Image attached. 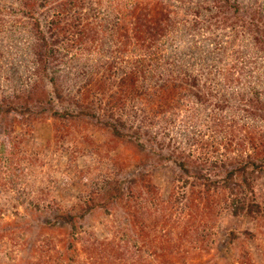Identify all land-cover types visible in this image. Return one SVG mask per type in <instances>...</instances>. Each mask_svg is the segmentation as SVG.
Listing matches in <instances>:
<instances>
[{"label":"rangeland","instance_id":"374dc122","mask_svg":"<svg viewBox=\"0 0 264 264\" xmlns=\"http://www.w3.org/2000/svg\"><path fill=\"white\" fill-rule=\"evenodd\" d=\"M94 1L100 4L95 20L102 25L128 19L136 0ZM12 4L0 0V93L7 96L26 90L27 76L33 71L19 23L23 19L19 8ZM8 6L16 13L9 11ZM103 36L109 43L103 51L97 47L89 53L84 46L67 45L66 41L58 45L61 59L54 76L61 83L66 100L60 103L54 99L47 80L53 106L42 119L30 126L16 124L10 138L0 119V264H125L107 256L113 252L108 248L119 245L125 248L127 257H133L130 264H264V176L253 184L254 199L261 212L251 218L233 215L229 190L221 184L235 160H244L250 154L247 139L238 138L245 140L247 150L234 144L226 152L221 146L225 136L220 127H203L201 120L189 118L195 103L180 110L182 118L174 125H165L162 119L155 118V126L149 131L151 138L143 134L140 143L113 138L97 125L99 121H110L105 115L110 93H103L114 90L116 73L145 53L131 44L126 54H120L113 35L107 30ZM248 56L252 59H246V55L244 63H251L247 65L251 71L242 77L240 87L247 92L258 87L262 100L264 60L252 51ZM110 63L114 73L105 79L104 88L96 89V82L106 76ZM204 69L194 65L187 70L202 81L206 75L212 79L206 71L203 75ZM14 76H18L16 81ZM238 86L234 81L228 88ZM84 94L85 106L93 104V112L90 107L86 111L94 118L84 116L61 127L51 112L79 111L67 99ZM214 101L207 109L218 117ZM233 112L226 115L232 117ZM115 113L123 121L130 116L120 105ZM231 124L227 119L223 127ZM257 126L258 132L264 131V121ZM124 133L129 136V131ZM246 134L244 131L242 135ZM180 149L206 164L205 174L210 182L221 184L214 197L218 206L206 205L204 187L193 178H180V170L165 159L171 151ZM116 182L123 196L108 207L98 205L85 214L82 226L72 237L62 220L54 228L44 229L54 215H79L86 211L84 202H104L109 185ZM132 222H138L134 229ZM230 232L236 238L228 242ZM72 239L75 251L67 247ZM88 240L107 249L103 253L107 259L97 260V251Z\"/></svg>","mask_w":264,"mask_h":264},{"label":"trees","instance_id":"16d2710c","mask_svg":"<svg viewBox=\"0 0 264 264\" xmlns=\"http://www.w3.org/2000/svg\"><path fill=\"white\" fill-rule=\"evenodd\" d=\"M8 1L19 8L18 13L23 19L19 23L26 39L25 50L33 63V71L27 76L29 84L26 90H20L12 97L0 93V119L5 122L9 138L16 124L30 126L52 110L53 100L47 90V80L54 99L60 103L66 100L63 87L54 76V69L61 59L58 45L66 41L67 45L84 46L89 53L97 47L103 51L109 45L103 36L108 30L118 43L120 54H126L132 44L145 55L116 73L114 90L103 93H110L105 104V115L110 121H99L97 125L113 138L140 143L143 134L151 138L149 131L155 126V118L162 119L165 125H174L181 117L180 110L186 104L195 103L189 111V118L192 116L201 120L203 127H220L221 134L225 136L221 146L226 152L234 144L241 150H247L245 140L239 141L238 138L247 139L250 154L244 160H235L221 184L229 190L234 216L251 218L255 216L253 214H260L261 208L254 199L252 189L254 182L264 176V131H257V124L264 121V99L259 98L258 87L247 92L246 88L240 87V82L251 71L247 67L251 63H244L246 55V59H252L248 56L250 51L261 55L260 59L264 60V0H136L128 19L106 21L102 25L95 20L100 4L94 0ZM8 9L12 12L15 10L12 6H8ZM71 41L73 43L69 44ZM112 65L110 63L106 67L108 72L96 82V89L104 88L105 79H110L114 73ZM194 65L205 68L203 75L208 72L212 79L206 75L207 78L202 81L193 76L187 69ZM14 77L16 81L18 76ZM234 81L239 86L229 90L228 85ZM87 94L67 99L79 111H55L51 112V117L59 121L61 127L84 116L94 118L92 113L86 111L90 107L93 112V104H84ZM214 99L213 108H216L214 111L218 117L208 113L207 109ZM118 105L124 113L130 114L124 121L121 115H115ZM146 111L149 114L146 115ZM232 111V117H228L226 112ZM236 116H240V119L236 120ZM227 119L232 124L224 128ZM127 130L129 136L124 133ZM244 131L246 136L242 135ZM165 159L180 170V178H193L204 187L206 205L210 208H213V204L219 205L214 197L219 194L216 190L220 189L221 184L208 180L205 163L181 149L171 151ZM119 186L117 182L110 184V191L105 194L104 200L100 198L104 201L100 204L84 202L85 213L54 215L44 229H52L58 220H62L69 226L72 237L82 226L85 214L98 205L108 207L110 202L123 196ZM128 208L131 206L128 205ZM132 223L134 229L138 222ZM228 238V242L233 241L235 233L230 232ZM87 243L97 251V260L103 262L107 259L103 254L107 249L104 251L98 247L101 244L91 240ZM67 245L71 251H75L73 239ZM108 249L113 251L107 255L113 258L112 261L121 259L125 264H130L133 260L132 256L127 257L125 248L120 245Z\"/></svg>","mask_w":264,"mask_h":264}]
</instances>
